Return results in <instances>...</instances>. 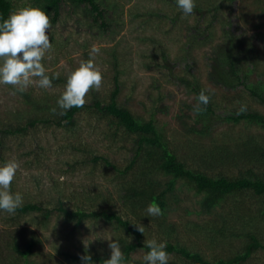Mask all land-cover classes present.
Returning <instances> with one entry per match:
<instances>
[{"label":"rangeland","instance_id":"rangeland-1","mask_svg":"<svg viewBox=\"0 0 264 264\" xmlns=\"http://www.w3.org/2000/svg\"><path fill=\"white\" fill-rule=\"evenodd\" d=\"M194 2L189 16L176 0H97L101 14L89 2L67 0L58 15H48L52 48L42 63L52 87L30 85L20 92L0 84L1 128L36 118L27 131L5 135L2 144L0 138V165L13 159L19 164L11 192L22 195V205L41 207L13 214L0 210V264H103L100 257H111L109 243L115 241L122 253L124 245H136L123 264H144L147 239L216 262L243 252L251 236L264 243V195L253 189L228 195L208 213L202 211V194L183 180L165 195L159 216H148V201H126L124 191L133 181L141 187V173L154 167L153 159L146 161L152 147L145 146L134 167L123 172L139 146L137 134L95 104L115 101L143 121L153 119L178 160L191 169L215 177L264 175V127L225 118L238 115L242 106L264 116V101L248 88L264 98V0ZM27 6L37 5L16 0L14 11ZM93 46L102 85L88 92L72 122L58 123L51 109L59 108L68 75L90 59ZM229 64L238 67L244 84L235 86ZM202 89L214 108L205 117L194 113ZM152 169L159 193L168 176ZM60 206L69 212H113L130 227L142 224L145 232L136 235L103 216L72 219ZM30 244L29 254L23 253ZM167 253L168 264H199L175 250ZM239 264H264V248Z\"/></svg>","mask_w":264,"mask_h":264},{"label":"trees","instance_id":"trees-1","mask_svg":"<svg viewBox=\"0 0 264 264\" xmlns=\"http://www.w3.org/2000/svg\"><path fill=\"white\" fill-rule=\"evenodd\" d=\"M15 1L16 0H0V23L3 22L4 19H7L11 13H13L15 8ZM62 1L67 0H35L36 7H39L43 10L47 15H50L51 12H54L55 15H58L61 8ZM74 4L86 3L89 2L92 4V8L94 11L102 13L99 6L97 5V0H68ZM230 66L232 75H237V86L240 83L244 84V81L241 80L239 75V69L234 64L228 65ZM250 92L254 97L261 99L264 101L262 93L257 92L248 86ZM96 106L104 111L106 115H112L117 123L121 124L125 127L130 133L137 134V143L139 146L134 153V157L132 158L130 164L125 168L123 172H127L129 169L134 167L135 163L139 159L140 153H142L145 146L150 145L152 147L151 150H148L146 161L149 159L152 164H154L153 169L155 168L158 171H161L164 175L168 176V183L167 187L162 189L159 193L156 192L159 188V182L150 177L151 169L144 170L142 174L143 184L140 187L138 182L133 181L131 186L124 191V198L126 201L131 202L134 204L135 202L143 203L148 201L150 203L157 204L161 212L165 207V195L168 192L174 191L175 185L178 180L185 181L186 185H188L191 189H195L196 194H202V199L200 200V204L203 208L202 211L208 213L211 209L216 208L220 205L221 202L227 198L230 194H235L237 192L245 191L248 189H253L256 195H264V175L260 177L253 178V176H242L238 178H229L227 176H212L203 171L194 170L187 166L184 163L178 160L174 151L169 148L167 143L166 137L157 129L153 119H149L147 121H143L140 118L134 116V114L125 107L118 106L115 101L109 102L108 105H101L100 101H97ZM84 107V106H83ZM83 107H73L70 110L64 111L60 108L56 109V113H52V115H57L58 123H61L62 120H66L72 122L74 115L78 113ZM206 108L205 111L201 112L200 114H204V117L214 113V108L212 104H208L207 106L201 107ZM63 113V114H61ZM39 118V117H37ZM42 119H45L41 117ZM227 120H231L233 122H239L240 120H246L249 123H254V125L263 126L264 127V116L263 114H258L254 112H243L238 115H227L225 117ZM33 119V118H32ZM50 119V118H48ZM36 118L33 120H29L28 122L23 125L21 122L18 125L14 126L11 122L10 124H3V127H0V138L1 144L3 137L5 135H13L18 132L27 131L28 127L34 125ZM28 126V127H27ZM97 159V157H96ZM106 162H108L106 160ZM116 168V167H115ZM146 168V167H145ZM152 169V170H153ZM161 185V184H160ZM22 211H35V209H41L38 204H29L28 202L21 205L19 207ZM61 210H64L65 213L68 215L69 218H83L90 215L96 216H103L107 220L116 219L119 223L123 224L127 227L128 230H133L136 235H139V231L136 229L134 225L131 227L129 226V222L122 219L121 216L111 212H86L82 209H78L73 212H69L65 209L64 206H60ZM233 211H237V209H233ZM264 214V213H263ZM135 244H126L123 247V255L125 259L128 256V253L135 247ZM147 251H150L147 247H145ZM263 249L264 243H260L257 239L251 236V240L249 241L248 245L245 247V250L241 253L236 254L235 256L220 259L216 262H212L206 259L198 252H191L184 248H179L177 245L172 243H166V251H177L182 256L186 258H190L195 260L199 264H239L250 257V254L257 249ZM32 249V245L30 244L28 249L26 250V254ZM103 262L107 259H103L100 257ZM110 259V258H108Z\"/></svg>","mask_w":264,"mask_h":264},{"label":"clouds","instance_id":"clouds-1","mask_svg":"<svg viewBox=\"0 0 264 264\" xmlns=\"http://www.w3.org/2000/svg\"><path fill=\"white\" fill-rule=\"evenodd\" d=\"M176 4L184 16L193 14L194 0H176ZM50 27L48 15L40 8L32 6L17 9L0 23V84L11 85L20 92L25 91L30 85L43 89L52 87V81L42 63L45 54L52 48L47 34ZM97 53L98 49L93 46L89 53L90 59L81 61L79 67L68 75L64 91L57 101L60 109L67 111L73 107H83L88 92L91 89H100L103 76L94 62ZM197 100L199 103L194 108V113L199 114L206 110L200 105L207 106L210 96L202 89ZM51 111L56 113L55 108ZM244 111L246 106H242L238 114ZM18 168L19 164L14 159L0 165V210L9 214H13L23 203V197L19 192L14 194L11 192V184ZM146 212L148 216L153 217L162 214L160 207L155 203L149 204ZM133 225L144 234L145 227L142 224ZM86 241L84 243L87 248ZM145 247L150 251L143 256L144 264H168L169 255L165 243L147 239ZM109 248L111 257L103 264H123L125 257L119 243L110 242ZM81 260L90 262L91 257L82 256Z\"/></svg>","mask_w":264,"mask_h":264}]
</instances>
